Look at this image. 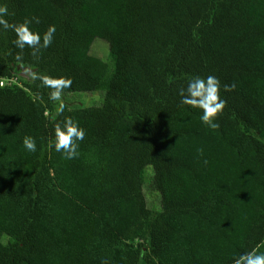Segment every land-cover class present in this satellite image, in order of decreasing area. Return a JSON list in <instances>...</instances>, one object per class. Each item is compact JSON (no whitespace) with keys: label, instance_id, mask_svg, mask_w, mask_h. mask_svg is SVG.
<instances>
[{"label":"trees","instance_id":"trees-1","mask_svg":"<svg viewBox=\"0 0 264 264\" xmlns=\"http://www.w3.org/2000/svg\"><path fill=\"white\" fill-rule=\"evenodd\" d=\"M0 4L9 23L56 27L35 58L0 31V264H238L264 254V0ZM97 38L114 58L106 82L107 65L89 54ZM18 67L70 79L63 93L104 85V101L64 105L57 117L40 81L9 82ZM209 75L225 101L215 128L179 95ZM66 118L86 133L71 160L52 147Z\"/></svg>","mask_w":264,"mask_h":264},{"label":"clouds","instance_id":"clouds-1","mask_svg":"<svg viewBox=\"0 0 264 264\" xmlns=\"http://www.w3.org/2000/svg\"><path fill=\"white\" fill-rule=\"evenodd\" d=\"M9 15V9L6 5L0 4V31H12L15 33V39L12 44L20 50V53L28 48L32 56L37 57L41 49L49 48L55 38L56 27L49 25L47 30L41 34L34 31L31 27L33 23H39L35 17L27 18L22 23H9L5 18ZM17 60L22 59V55H17ZM33 81H40L41 85L50 89L49 100L56 104L54 115L59 117L65 111L63 101V92L71 87L72 81L67 78H52L47 75L31 73ZM227 90V86H225ZM182 97L181 103L190 105L193 108L200 109L201 122L215 128L218 114L224 107L225 101L220 96V82L214 76L202 78L193 77L188 81L187 87L182 88L179 92ZM85 130L72 119L66 118L61 123L54 124V143L52 147L55 152L61 153L65 159L71 160L77 157L79 142L85 139ZM23 146L28 152H36L37 145L33 137L26 136L23 140ZM238 264H264V254L247 253L240 257Z\"/></svg>","mask_w":264,"mask_h":264},{"label":"rangeland","instance_id":"rangeland-1","mask_svg":"<svg viewBox=\"0 0 264 264\" xmlns=\"http://www.w3.org/2000/svg\"><path fill=\"white\" fill-rule=\"evenodd\" d=\"M89 54L92 57L100 59L107 65V76L105 78V82L108 80L114 69V58L109 53L108 45L105 41L101 39H95L90 47ZM34 68H17L16 75L14 79L10 80L11 84H14L17 87L22 85L23 81H27L31 79V73H34ZM105 86L102 85L95 92H72V93H63V103L67 108H82L89 106H97L103 103L105 98ZM56 108V104H55ZM54 108V109H55ZM55 111V110H54ZM151 170H147V175L145 178V183L143 186V193L147 202L148 208L152 210L154 213L160 209V195L153 188L152 184V173ZM5 241V238H2Z\"/></svg>","mask_w":264,"mask_h":264},{"label":"built area","instance_id":"built-area-1","mask_svg":"<svg viewBox=\"0 0 264 264\" xmlns=\"http://www.w3.org/2000/svg\"><path fill=\"white\" fill-rule=\"evenodd\" d=\"M3 83H4V81L0 79V84L2 85Z\"/></svg>","mask_w":264,"mask_h":264}]
</instances>
